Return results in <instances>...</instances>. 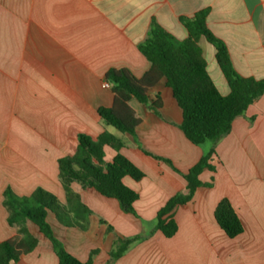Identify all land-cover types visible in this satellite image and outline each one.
I'll return each instance as SVG.
<instances>
[{
	"label": "crops",
	"instance_id": "1",
	"mask_svg": "<svg viewBox=\"0 0 264 264\" xmlns=\"http://www.w3.org/2000/svg\"><path fill=\"white\" fill-rule=\"evenodd\" d=\"M202 9L235 71L264 78V0H0V241L17 234L7 222L4 189L23 196L41 187L64 203L58 158L75 151L79 133L96 138L109 131L98 114L113 101L111 88L102 87L106 72L125 68L142 76L149 62L138 45L151 24L184 39L188 33L180 17ZM198 43L208 74L218 91L228 94L214 46L204 37ZM156 94L162 102L157 109L130 99L140 119L135 133L115 134L125 143L120 152L144 172L140 180L123 178L138 193L134 212L72 182L91 210L88 226H64L48 213L54 235L81 261L97 249L92 264L108 261L118 237L135 235L144 237L112 264H264V93L216 143L215 169H204L192 198L172 210L177 231L171 237L154 229L157 211L173 195L186 193L183 174L211 143L196 145L185 137L181 109L164 78L149 89L150 102ZM104 153L110 161L115 151L105 146ZM224 197L243 227L233 238L214 219ZM27 228L38 243L10 264H59L50 240L34 223L27 221Z\"/></svg>",
	"mask_w": 264,
	"mask_h": 264
},
{
	"label": "trees",
	"instance_id": "2",
	"mask_svg": "<svg viewBox=\"0 0 264 264\" xmlns=\"http://www.w3.org/2000/svg\"><path fill=\"white\" fill-rule=\"evenodd\" d=\"M207 14L208 10L202 9L192 16L180 17L188 33L184 39L176 38L153 22L146 39L138 45L139 51L149 62L148 69L140 77L125 68L109 69L105 79L110 83L113 101L108 107L98 108V114L106 124L121 133L134 134L140 119L130 107L129 100L135 98L140 103L150 104L154 109L159 108L162 104L159 94L150 102L148 91L164 78L181 109L179 128L185 137L196 145L211 143L200 159L183 174L186 193L173 195L157 211L154 229L165 237H171L177 231V223L172 215L174 207L192 198L195 190L202 185L199 175L204 169H215L211 162L216 143L230 131L234 118L242 115L264 93V78L244 77L235 71L226 44L206 26ZM200 37H204L215 48L216 61L229 87L226 95L218 91L208 74L198 43ZM105 146L115 151L110 161L104 158ZM124 146L121 137L107 130L96 138L79 133L75 151L57 160L58 178L65 192L64 203L41 187L23 196L16 195L10 187H6L2 204L7 211V222L17 228V234L0 241V264L17 261L36 247L38 239L28 230L27 221L34 223L50 240L59 264H92V256L97 253V249L90 251L86 261L77 259L54 235L47 214L52 213L64 226L87 228L91 210L72 190V182L79 183L83 188H93L105 197L115 198L123 212L133 213V203L138 193L127 186L123 178L129 176L140 180L144 172L120 152ZM162 160L171 165L169 160ZM213 214L216 223L229 238L242 233V223L227 198L219 200ZM100 221L107 224L108 230L112 229L106 221ZM143 237H118L108 251L109 258L105 264H112Z\"/></svg>",
	"mask_w": 264,
	"mask_h": 264
},
{
	"label": "rangeland",
	"instance_id": "3",
	"mask_svg": "<svg viewBox=\"0 0 264 264\" xmlns=\"http://www.w3.org/2000/svg\"><path fill=\"white\" fill-rule=\"evenodd\" d=\"M108 129L110 132L114 133V134H121L119 131L115 130L112 126H108Z\"/></svg>",
	"mask_w": 264,
	"mask_h": 264
},
{
	"label": "built area",
	"instance_id": "4",
	"mask_svg": "<svg viewBox=\"0 0 264 264\" xmlns=\"http://www.w3.org/2000/svg\"><path fill=\"white\" fill-rule=\"evenodd\" d=\"M102 87H110V83L108 81H104L102 83Z\"/></svg>",
	"mask_w": 264,
	"mask_h": 264
}]
</instances>
